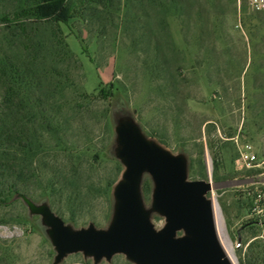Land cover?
<instances>
[{"label": "rangeland", "instance_id": "rangeland-1", "mask_svg": "<svg viewBox=\"0 0 264 264\" xmlns=\"http://www.w3.org/2000/svg\"><path fill=\"white\" fill-rule=\"evenodd\" d=\"M113 1L109 16L89 17L77 8L69 26L60 25L80 65H72L73 88L97 99V113L85 116L80 136L82 144L100 153L97 176L122 180L116 128L133 123L185 160L188 181L211 183L207 197L217 210L219 240L230 245L236 264L246 263L264 247V218L251 212L253 198L264 191V164L247 168L239 162L245 145L264 162V14L246 0ZM168 41L175 53L165 46ZM157 43L164 47L160 53ZM165 58L172 66L167 72L155 63ZM140 192L144 211L162 231L167 220L155 209L147 173ZM38 196L31 202L47 204ZM113 205L98 199L77 224L62 219L74 232L92 224L108 231ZM51 231L23 199L0 204V264H136L124 254L97 260L85 252L56 263Z\"/></svg>", "mask_w": 264, "mask_h": 264}, {"label": "trees", "instance_id": "trees-1", "mask_svg": "<svg viewBox=\"0 0 264 264\" xmlns=\"http://www.w3.org/2000/svg\"><path fill=\"white\" fill-rule=\"evenodd\" d=\"M113 2L0 0V204L3 206L13 204L21 196L30 199L39 195L56 215L77 224L93 201H113L112 192L119 175L108 180L97 176L100 153L93 152L90 145L80 140L85 131V116L97 113L94 106L97 99L73 88L72 65L76 69L80 65L60 29V25L69 26L77 8L85 16L102 18L109 16ZM136 15L140 22L142 16ZM130 28L128 25L127 29ZM142 35L145 36L143 32ZM136 42L133 47L138 46ZM165 46L175 53L170 41ZM154 48L156 53L164 49L159 43ZM155 63L156 68L162 67L166 72L172 67L167 58ZM121 170L118 164L117 171ZM243 264H264V247L258 256L249 254Z\"/></svg>", "mask_w": 264, "mask_h": 264}, {"label": "water", "instance_id": "water-1", "mask_svg": "<svg viewBox=\"0 0 264 264\" xmlns=\"http://www.w3.org/2000/svg\"><path fill=\"white\" fill-rule=\"evenodd\" d=\"M123 163L122 180L112 192L113 220L108 231H72L48 202L37 206L21 196L34 213L45 218L57 251L56 263L67 255L85 252L97 260L124 254L136 264H232L219 240L215 210L207 181H188L187 164L148 139L133 123L116 128ZM154 184L155 209L167 224L157 231L144 211L140 185L143 175ZM183 231L182 236L178 233Z\"/></svg>", "mask_w": 264, "mask_h": 264}, {"label": "built area", "instance_id": "built-area-1", "mask_svg": "<svg viewBox=\"0 0 264 264\" xmlns=\"http://www.w3.org/2000/svg\"><path fill=\"white\" fill-rule=\"evenodd\" d=\"M242 0H239L241 3ZM253 11L264 14V0H246ZM239 162L247 168L261 167L264 162H260L259 157L254 152L252 146L245 145L240 148ZM251 212L258 218H264V191H258L257 197L251 203Z\"/></svg>", "mask_w": 264, "mask_h": 264}, {"label": "bare ground", "instance_id": "bare-ground-1", "mask_svg": "<svg viewBox=\"0 0 264 264\" xmlns=\"http://www.w3.org/2000/svg\"><path fill=\"white\" fill-rule=\"evenodd\" d=\"M216 210V209H215ZM217 211V210H216ZM217 214V213H216ZM218 223V222H217ZM220 225V224H219ZM218 228H220V226L218 227ZM221 230V229H220ZM224 238V237H223ZM223 241V240H222ZM224 250H225V253H226V255H227V257H228V259L231 261V263L232 264H236L235 263V259L233 258V254H232V248L230 247V245H228V244H225L224 243Z\"/></svg>", "mask_w": 264, "mask_h": 264}]
</instances>
